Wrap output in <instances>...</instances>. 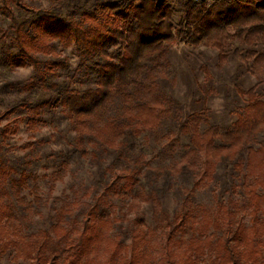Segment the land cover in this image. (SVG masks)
Masks as SVG:
<instances>
[{"label":"rangeland","instance_id":"1","mask_svg":"<svg viewBox=\"0 0 264 264\" xmlns=\"http://www.w3.org/2000/svg\"><path fill=\"white\" fill-rule=\"evenodd\" d=\"M23 2L32 9H62L66 14L76 5L85 4L86 0ZM16 14L20 21L25 17L18 10ZM180 16H176V23ZM10 25L0 0L1 111L21 101L20 87L35 74L32 64L18 66L10 61L9 57L18 53L12 46ZM230 33H234L231 28ZM235 48L247 49L243 43L231 38L227 42L229 58L221 62L219 50L210 43L194 48L182 40L172 45L153 82L157 94L164 98L159 125L153 129L140 128L133 144L119 146L115 151L107 150L99 139L89 137L84 140L86 155L71 156L67 163L58 160L50 163L80 141L69 118L63 115L61 104L52 102L37 110L31 106L12 114L8 119H13L12 125L18 124V130L8 137L7 155L14 169L4 182L8 188L12 182H18L23 173L28 176V181L18 198L13 192L6 195V202L13 209V219L7 225L4 238L17 240L24 235L42 241L46 232L55 237L54 225L59 223L71 240L67 242L66 236L62 235V246L72 243L64 256H71L76 250L73 245L78 241L83 218L97 201V195L103 193L112 174L105 169L100 171L94 156L101 157L103 167L112 170L136 162L174 169L190 147V138L179 133L180 126L189 125L193 116L199 119L202 131L207 123L219 126L222 132L233 129L238 114H243L248 104V96L241 94L239 89L255 88L264 100V82H259L250 71L260 48L251 47L245 51L244 60L232 54ZM52 57L65 61L68 66L58 67L57 74H49V79L63 81L72 74L75 79L81 76L76 71L78 59L74 49L58 45ZM48 58L50 55H40L42 60ZM79 81L81 83V79ZM80 83L75 85L84 88ZM33 97V106L46 99L43 89L33 92ZM144 99L141 90L131 87L129 94L119 98L118 103L135 104ZM114 118L121 120L123 117L112 114L102 124L112 122ZM253 145L264 150V132ZM242 157L245 161L240 168L218 164L210 178L200 185L195 182L203 172L202 162L190 175L175 173L169 184L164 177L147 178L141 171L132 179H124L104 191L93 221L99 234L95 250L88 263L79 264H127L136 238H139L137 247L144 254V264H178L181 254L190 257L194 264H217L214 262L216 250L206 243L207 239L217 241L224 230L233 232L241 221L247 228L252 223L264 221L262 209L257 214L253 212L250 190L256 183V176L248 172L247 150ZM187 190H191L189 196ZM258 192H262L261 188ZM222 205L228 208L229 214L224 213ZM255 240L263 243L264 252V230L255 236ZM17 250L18 246L13 244L0 257V264H28L30 261L15 258ZM239 264L249 263L240 258Z\"/></svg>","mask_w":264,"mask_h":264},{"label":"trees","instance_id":"2","mask_svg":"<svg viewBox=\"0 0 264 264\" xmlns=\"http://www.w3.org/2000/svg\"><path fill=\"white\" fill-rule=\"evenodd\" d=\"M1 1L11 22L12 46L18 49L17 54L9 57L10 61L18 66L32 64L35 74L20 87L23 92L21 101L0 110V257L15 244L18 246L15 258L30 261L28 264L88 263L99 237L93 221L104 191L124 179H132L141 171L147 178L164 177L169 184L175 173L190 175L202 162L203 172L195 182L200 185L210 178L218 164L240 168L245 161L242 157L245 150L248 151V172L256 176V183L250 190L253 212L264 211V150L253 145L264 132V100L255 88L239 89L241 94L248 96V104L245 112L238 114L233 129L222 132L219 126L206 122L207 127L202 131L197 116L190 119L189 125L180 126L179 133L190 138V147L174 169L136 162L112 170L103 167L101 157L94 156L98 169L112 171V174L103 193L97 195V201L84 216L78 241L73 245L76 250L71 256H64L72 243L62 246V235L66 236L67 242L71 240L59 223L54 225L55 237L46 232L42 241L24 235L17 240L5 239L3 234L13 219V209L6 202V195L13 192L18 198L28 181V176L23 173L19 181L12 182L8 188L4 182L14 169L7 155L8 137L18 130V124L12 125L13 119H8L12 114L31 106L37 110L52 102L61 104L63 115L69 118L80 141L50 163L55 160L67 163L71 156L86 155L84 140L89 137L99 139L107 150L115 151L119 146L131 145L140 128L153 129L160 123L164 98L157 94L153 82L157 72L162 70L169 48L182 40L194 48L210 43L219 50L221 62L229 58L227 42L231 38L247 48L233 49L232 54L241 60H244L245 51L259 47L250 71L259 82H264V0H201L193 5L190 0H91L90 4V0H86L85 4L76 5L66 14L62 9H32L23 0ZM16 10L25 14L23 20L18 19ZM178 14L181 16L176 23ZM58 45L75 50L76 71L80 77L75 79L72 74L63 81L48 78L49 74H57L58 67L68 66L65 61L52 57ZM40 55H50V58L42 60ZM77 83L85 87L79 88L75 85ZM131 87L141 90L145 99L135 104L118 103L119 98L129 94ZM41 89L46 99L33 106V92ZM112 114L113 117L120 115L126 123L114 118L112 122L102 124ZM259 188L262 192H258ZM190 194L191 190H187V196ZM221 208L228 213L225 205ZM263 230L264 221L252 223L248 228L241 221L233 232L224 230L217 241L207 239L206 243L216 250L214 262L239 264L242 258L249 264H264L263 243L255 240ZM138 239L132 243L127 264H144V254L136 243ZM178 264L194 263L190 257L181 254Z\"/></svg>","mask_w":264,"mask_h":264},{"label":"built area","instance_id":"3","mask_svg":"<svg viewBox=\"0 0 264 264\" xmlns=\"http://www.w3.org/2000/svg\"><path fill=\"white\" fill-rule=\"evenodd\" d=\"M191 2V5H193V4H195V3H198V2H200L201 0H190Z\"/></svg>","mask_w":264,"mask_h":264}]
</instances>
